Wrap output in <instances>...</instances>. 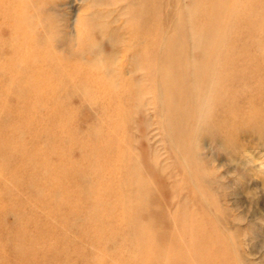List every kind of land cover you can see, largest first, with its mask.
Here are the masks:
<instances>
[{
	"label": "rangeland",
	"instance_id": "374dc122",
	"mask_svg": "<svg viewBox=\"0 0 264 264\" xmlns=\"http://www.w3.org/2000/svg\"><path fill=\"white\" fill-rule=\"evenodd\" d=\"M21 1L31 6V43H23L0 13V88L5 89L0 93V264H22L23 248L34 251L31 264H264V54L258 50L264 51V12L254 25L248 14L236 13L227 33L237 29L238 44L248 45L261 60L253 64L252 77L245 85L235 81L232 103L226 91L212 93L211 99L226 106L219 109L222 118L202 115L199 127L189 124L181 133L182 145L174 135L171 141L166 126L176 107L157 102L162 91L150 82L151 69L137 65L149 47L156 65L163 64L162 47L175 34L173 13L193 0ZM5 2L9 6L12 0ZM145 4L144 19L135 20ZM10 61L13 71L27 78L60 65L64 93L53 98L47 88L44 94L48 105L53 99V106L60 104L56 116L68 130L61 131L57 144L42 131L57 126L49 123L46 104L26 106L24 81L2 69ZM95 70L101 82L92 79ZM126 85L136 87L139 100L128 98ZM172 121L178 124V114ZM72 131L81 139L73 140ZM110 134L127 145L147 179L146 197L131 201L138 220L130 215L117 221L120 200L113 190L101 197L105 215L93 219L84 208L66 207L58 192L69 187L74 196L78 185L93 199L100 181L98 170H88L93 162L75 163L86 172L71 179L59 176V164L83 157L81 143L88 139L83 137L90 135L103 147ZM119 153L116 164L123 165L124 150ZM121 174L114 171L106 179L124 183ZM84 201L79 200L85 207ZM132 221L138 227L131 229ZM117 223L122 230L114 229ZM92 224L100 229L93 233Z\"/></svg>",
	"mask_w": 264,
	"mask_h": 264
},
{
	"label": "bare ground",
	"instance_id": "6f19581e",
	"mask_svg": "<svg viewBox=\"0 0 264 264\" xmlns=\"http://www.w3.org/2000/svg\"><path fill=\"white\" fill-rule=\"evenodd\" d=\"M30 7L29 2L27 4L21 0H12L9 6H7L5 0H0V13L3 14L6 20L11 24L12 32L15 33L17 37L22 38L21 41L23 43H31L32 39L31 29L27 27L31 22V18L28 17ZM179 7L176 9V12L173 13L176 21L174 29L175 34H172L170 38H166L169 39L170 42L162 47L165 48L163 52L165 54L163 64L156 65V58L153 56V53L150 52L149 47L146 51L145 59L142 58V60L138 61L137 67H149L148 71L151 69L150 74H148L150 82L152 80L154 84L159 87V91H162V95H160L159 92L156 96V98L159 96L157 102L167 100L172 103V106L176 107V109H173L172 113L167 114L166 126H168L170 130L169 135L171 141L175 142V138L182 144L181 137L189 124H192L193 128L199 127V120L202 122L200 119L202 115L206 116V119L210 121L221 117V115H219L221 113L219 109L223 110L226 106H224L223 101L219 102L211 99L210 96L215 95L212 93L224 90L229 95L228 102L232 103L231 98L235 91V89H233L235 81L237 80L240 85H245L248 79L252 77L251 70L252 66H254L253 64L256 61L261 62V60L254 59L252 48H249L248 45L240 46V44H238V31L236 28L233 35L231 34V36H228L227 33L230 32L229 30L233 27L237 15L236 13L238 12H242L244 16L248 14L251 18L250 23L254 25L257 17L259 18V15L263 14L261 11L264 12V0H193L190 7L186 9ZM147 9L148 5L145 4L142 8L140 7V11L137 10L138 13L135 11L133 16L135 20H143L144 18L140 19V13ZM136 24L137 22H135V26L137 27ZM158 30L162 32L160 20H158ZM160 39H164L163 34L160 35ZM252 43L256 45V42L253 41ZM188 49H190V52H187ZM196 50L199 53L198 56H195ZM258 50L261 55L264 54L261 46ZM2 69L9 72L8 74L10 76L12 75L13 79L16 80L17 78H21L24 81V84L21 85L22 90H26L30 96V102H26V106L32 109L33 106H38L41 102L46 104L44 108L48 115V121L49 123L50 121L51 123L57 122V126L51 129L46 126L43 127L42 131L50 133L54 145L57 144L58 139L62 135L61 131L65 129L60 123V121H62L60 118L63 119V117L61 115L56 116L60 104L53 106L52 104L55 101L53 99V103L48 105L47 101H45L48 100V97L44 94L47 88L48 92L50 90L56 94L53 98L58 99L59 94L61 96L62 93H64L65 88L62 82L64 73L60 65L56 64L48 71L38 69L31 75H28V78L23 75L22 71L14 72L11 61L5 63ZM98 72V70L93 71L92 79L101 82L102 79L99 78ZM66 75L69 77L68 73H66ZM221 77L224 79H221ZM101 88L103 90L104 86L101 85ZM125 88L129 90L128 93L126 90V95L131 101L139 100L140 94L136 91V87L126 85ZM3 90L5 89L0 88L1 94ZM163 90L167 91V95L163 94ZM0 102L2 101L0 100ZM94 102L98 103L97 99ZM204 105L208 107V115H206L207 113H203V109H205ZM0 107H2L1 103ZM108 109L113 113L115 112L112 105H110ZM177 114L180 121L178 124H174L172 120ZM111 134H114V131H111ZM111 134L106 145L103 147L97 146L95 144L96 142L92 141L94 139L92 136L88 135L87 137H83V139L88 138L81 143L83 157H81L79 161L75 159L69 160L70 162L63 161L62 163L59 161V176H63L66 179H71L72 175L79 178L82 173V175L85 174L86 170L83 167H76L75 163L79 164L78 162L81 161L85 163V161L88 160L93 162L92 166H88V170H98V180H100L98 181V193L94 194L93 199H91L89 194L82 191L81 186L79 188L78 185L74 186V190L76 191L74 196L70 193L69 187L64 186V188H60L58 192L61 191V196H63L62 203L66 207H76L77 210H79L80 207L84 208L86 212H90L91 219H93L105 215L101 206V197L106 190H113L120 200L115 206V209L117 208L116 210L118 211L115 215V218L118 219L117 221H125L130 218V215H133L134 219L138 220V217L134 213L135 208L131 205V201L141 200L146 197L148 190L147 179L140 162L132 157V154L127 149V145L119 142L118 135L114 136ZM70 135L73 140L77 138L81 139V136L76 135L73 131L70 132ZM10 145L11 142H8L5 144V147ZM119 150H124L125 153V164H121L122 167L118 162L116 164L118 154H120ZM178 150L180 152L182 146L178 147ZM63 152L64 151H60L61 154ZM57 153H59V150H57ZM43 158L44 160L47 159H45V156H43ZM114 171H120L122 173L121 175H123L122 178L127 180L124 183H120V179L117 182H111L109 179H106V176ZM55 185L58 187L61 186V184ZM76 188L79 190L78 194ZM80 197L84 198V202L87 203H85V207L83 205L81 206L79 200L82 198ZM87 200L96 202L95 204H89ZM128 201L132 209L130 205H128ZM136 211L135 209V212ZM106 216H108V213ZM92 225L95 227V229L93 227L91 229L92 231L94 230L93 233L95 230L100 229L97 224ZM134 227H138V223L135 224V222L132 221L131 229ZM114 229L122 230L121 225L118 228V223L115 225ZM84 235L88 236L86 234ZM137 235H139V233ZM33 252L26 251L23 248V251H21V255H23L24 258L22 264H31L34 257Z\"/></svg>",
	"mask_w": 264,
	"mask_h": 264
}]
</instances>
